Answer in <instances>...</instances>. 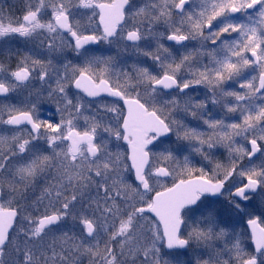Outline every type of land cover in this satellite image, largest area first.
Returning a JSON list of instances; mask_svg holds the SVG:
<instances>
[{
  "label": "snow or ice",
  "instance_id": "obj_1",
  "mask_svg": "<svg viewBox=\"0 0 264 264\" xmlns=\"http://www.w3.org/2000/svg\"><path fill=\"white\" fill-rule=\"evenodd\" d=\"M0 264H264V0H0Z\"/></svg>",
  "mask_w": 264,
  "mask_h": 264
},
{
  "label": "flooded vegetation",
  "instance_id": "obj_2",
  "mask_svg": "<svg viewBox=\"0 0 264 264\" xmlns=\"http://www.w3.org/2000/svg\"><path fill=\"white\" fill-rule=\"evenodd\" d=\"M5 2H10V0H5Z\"/></svg>",
  "mask_w": 264,
  "mask_h": 264
}]
</instances>
